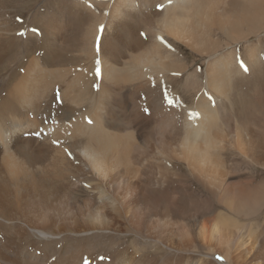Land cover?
I'll use <instances>...</instances> for the list:
<instances>
[{
    "label": "bare ground",
    "instance_id": "bare-ground-1",
    "mask_svg": "<svg viewBox=\"0 0 264 264\" xmlns=\"http://www.w3.org/2000/svg\"><path fill=\"white\" fill-rule=\"evenodd\" d=\"M263 34L264 0H0V264H264Z\"/></svg>",
    "mask_w": 264,
    "mask_h": 264
},
{
    "label": "rangeland",
    "instance_id": "rangeland-1",
    "mask_svg": "<svg viewBox=\"0 0 264 264\" xmlns=\"http://www.w3.org/2000/svg\"><path fill=\"white\" fill-rule=\"evenodd\" d=\"M24 19L26 20L25 17H24ZM262 38H264V34L262 35ZM254 40H255V39H254ZM240 46H242V45H240ZM241 48H242V47H241ZM193 69H194V68H193ZM262 221H264V219H263ZM216 259H217L218 261L224 262V259H223V258H220L219 255H216Z\"/></svg>",
    "mask_w": 264,
    "mask_h": 264
},
{
    "label": "snow or ice",
    "instance_id": "snow-or-ice-1",
    "mask_svg": "<svg viewBox=\"0 0 264 264\" xmlns=\"http://www.w3.org/2000/svg\"><path fill=\"white\" fill-rule=\"evenodd\" d=\"M246 70V69H245Z\"/></svg>",
    "mask_w": 264,
    "mask_h": 264
}]
</instances>
